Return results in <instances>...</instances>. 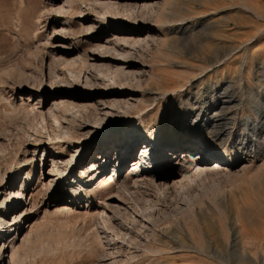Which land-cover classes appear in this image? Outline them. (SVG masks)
Here are the masks:
<instances>
[{
  "label": "rangeland",
  "instance_id": "obj_1",
  "mask_svg": "<svg viewBox=\"0 0 264 264\" xmlns=\"http://www.w3.org/2000/svg\"><path fill=\"white\" fill-rule=\"evenodd\" d=\"M221 93L236 102L212 111ZM215 111L230 126L210 141ZM154 133L168 147L151 190H125ZM8 145L0 204L27 192L21 210L0 208V264H264V0H0Z\"/></svg>",
  "mask_w": 264,
  "mask_h": 264
},
{
  "label": "bare ground",
  "instance_id": "obj_2",
  "mask_svg": "<svg viewBox=\"0 0 264 264\" xmlns=\"http://www.w3.org/2000/svg\"><path fill=\"white\" fill-rule=\"evenodd\" d=\"M58 13H61V11H58ZM119 20V19H118ZM119 22V21H118ZM65 31H66V29H65V27L63 26V28L60 30V32H62L63 34L65 33ZM219 55V54H218ZM51 75V74H50ZM51 77H52V75H51ZM228 92V91H227ZM227 92H226V94H227ZM222 93H224V92H222ZM221 93V94H222ZM222 96H224V97H222L221 99H219L218 100V102H216L214 105V107L212 108V111L213 110H216L217 108L216 107H218V105L220 106V104H222L221 106H223L222 107V109L223 110H227V109H230L231 107H232V105L233 104H235V102H236V99L237 98H235V97H232V98H230V97H225V95L224 94H222ZM221 97V96H220ZM199 100L196 102V104H197V106L193 109L194 110V113L196 114V121H194L193 122V126L194 125H196V124H198V122H199V120H201L203 117H205V116H207L206 114H205V105H206V103H205V100L203 99V97L201 96V98L199 97L198 98ZM213 99H214V97H213ZM55 106H57V105H55ZM55 109H57V107H55L54 108V110ZM54 110H50L49 111V117H50V120H52V126H51V128H54V127H57L58 126V124H60V121L58 120V118H57V116H56V114H54ZM58 110V109H57ZM57 110H55V111H57ZM33 111H36L35 110V108L33 107ZM208 112H210L211 110H207ZM206 111V112H207ZM30 112H32V111H30ZM37 112V111H36ZM221 112H219V111H215V114H214V118L213 119H207L208 121H210L211 123H212V128H211V130L208 132L209 134V136H210V141L211 140H220V139H223L228 133V130H227V128L230 126V124H229V119L228 118H226V117H224V116H222L221 114H220ZM28 116H30V115H28ZM33 116H34V118L32 119V121H35V119H41V121H44V115H43V113L42 112H40L39 114H36L35 112H34V114H33ZM213 116V115H212ZM30 120V119H29ZM128 120V119H127ZM126 120V121H127ZM31 121V122H32ZM45 121H46V119H45ZM128 124L126 123V125L125 126H127ZM212 130H214V131H212ZM35 131V130H34ZM40 131V130H39ZM201 131H203V130H201ZM35 133H36V135H38V136H41L42 134H41V132H38V131H35ZM130 133V132H129ZM133 133V132H132ZM125 134V138H127L128 140H130L125 146L124 145H122V146H120L119 147V150L121 149V152H120V156L123 154V153H125L124 154V156H123V158H121V160H120V162H122L124 159H128V158H130V157H132L134 154H133V152L138 148V146H139V142L142 140V139H145L146 137L143 135V133L142 132H136V134H132L133 136H127V134L128 133H124ZM168 133H166L165 135H167ZM96 135V134H95ZM98 135V134H97ZM232 135V134H231ZM37 136V137H38ZM120 136V135H119ZM124 136V135H123ZM170 136V135H169ZM30 137H31V135H28V138L30 139ZM112 137V136H111ZM171 137V136H170ZM182 137H183V135H182ZM186 137V136H185ZM21 138V137H20ZM39 138H41V137H39ZM39 138L37 139V140H35L33 143H37V145H40L41 143H43V141H53V139L52 138H50V136H47V138H48V140H46V139H40L39 140ZM64 138H66V137H64ZM69 138V137H68ZM110 138V137H109ZM125 138H122V141L121 142H118V144H123V141H124V139ZM25 139V138H24ZM182 139V138H181ZM59 140H60V138H59ZM127 140V141H128ZM162 140H163V138H162V136L160 137L159 135H158V133H154V136L152 137V139L148 142V144H146L145 146V148L143 149V152H142V156H140V158H139V162H137V163H135L136 161H137V159H136V161L134 162L135 164L133 165V172H132V174L129 176V177H127L124 181H123V183H122V186H123V188H125V190H128V191H130L131 189L133 190H135V189H140L142 186H146L147 188V193L151 190V186H150V184H151V182L150 183H146L147 181L145 180V176H149L150 174H151V172L153 171V172H157L159 169H160V167H161V163H162V161L164 160V156H165V154H167V152H165V150L163 151V149L164 148H166V147H168V146H165V145H162ZM254 140V139H253ZM25 141V140H24ZM62 141V140H61ZM106 141V140H105ZM184 141V140H183ZM72 142V141H71ZM165 142V141H164ZM67 143V142H66ZM254 143H255V141H253V142H251V143H248V144H245V145H243L242 146V149L243 150H251V149H253L254 148ZM14 144V143H13ZM23 144H25L24 142L22 143V144H20V141L18 142V140H17V142H16V145L14 146V148L13 149H15V151H16V154H17V152H18V150H16V149H19V146H23ZM57 144V143H56ZM72 144V143H71ZM125 144V143H124ZM50 145V143H46V144H44L43 145V148H42V150L43 151H45L46 152V150H48V148H46L45 146H49ZM108 145V144H107ZM154 145H159V149L156 151V148L154 147ZM182 145H183V143H180V146H175L174 147V149L175 150H178V151H175V152H177V154H181L182 152H187L185 149H182ZM13 147V145H8V146H0V159L2 160V159H4V158H8V161L10 162V158L8 157V155L10 156V154H11V150H10V148L11 147ZM76 146V145H75ZM74 147V146H73ZM241 147V146H240ZM12 149V148H11ZM12 149V150H13ZM35 149V151L34 152H36V150H38V147H36V148H34ZM209 149V148H208ZM108 150V149H107ZM14 151V150H13ZM14 151V152H15ZM130 151L132 152V153H130ZM239 151H242L241 149H239ZM170 152V151H169ZM172 152V151H171ZM189 152V151H188ZM80 153H81V150H79L77 153H76V155L74 156V159L75 160H77V158H78V156H80ZM60 154V153H59ZM131 154H132V156H131ZM214 154V153H213ZM56 155V154H55ZM54 155V156H55ZM218 155V154H217ZM60 156V155H59ZM119 156V157H120ZM118 157V158H119ZM12 159V158H11ZM105 159V158H104ZM110 161L111 159H109V158H106L105 160L108 162V160ZM13 160V159H12ZM4 161H6V160H4ZM125 161V160H124ZM58 162V161H57ZM7 163V162H6ZM81 163V162H80ZM79 163V164H80ZM105 163V162H104ZM27 163L26 162H24V165H26ZM104 167H105V165H104ZM52 168H53V171L55 172V171H57V172H59L61 175V177L62 176H64L65 174H66V171L67 170H61L60 168H59V166H58V164L56 163V161H55V159H53V163H52ZM92 169V172H97V171H99L100 172V168L98 167L96 170H95V167L93 168V167H91ZM116 168H117V166H114L113 167V177L112 178H109V176L110 175H107V176H105L106 177V179H104L106 182L104 183V185H109V184H112L114 181H118V179H119V173L116 171ZM217 168V169H216ZM216 168H214L213 170H210V171H212V172H215V171H217L218 169H220V168H218L217 166H216ZM61 170V171H60ZM90 170V171H91ZM160 171V170H159ZM19 172V171H18ZM105 173V172H104ZM20 175V174H19ZM61 177H60V179H61ZM156 177H159V174H155L154 176H152V179H155ZM160 178V177H159ZM5 179H6V175H4V176H2V177H0V191H3L2 193V195H7V192H9L8 191V184L5 182L4 183V181H5ZM59 179V180H60ZM147 179H149V178H147ZM101 183V182H100ZM24 188H23V186L20 188V189H18V186L14 189V190H11V192H10V194H14L13 196L14 197H12V196H10V199L9 200H7V199H5V201L3 202V203H1L0 204V208H3V209H8L7 207H8V205H10L11 207V209L9 210V213H12V212H15V211H18V210H21V207L24 205V203H22V204H20V205H14L13 203L14 202H16V200H22L23 198H24V196H25V194H26V192H27V190H23ZM120 197V196H119ZM110 199V198H109ZM116 200H118V198H116ZM113 207V206H112ZM23 213L25 214V212H22L21 211V214H16V215H19L20 217L19 218H21L22 217V215H23ZM17 219V216H15L14 217V220H16ZM4 225V221H1V226H3ZM2 232V231H1Z\"/></svg>",
  "mask_w": 264,
  "mask_h": 264
}]
</instances>
